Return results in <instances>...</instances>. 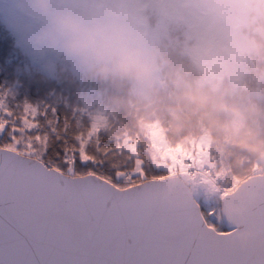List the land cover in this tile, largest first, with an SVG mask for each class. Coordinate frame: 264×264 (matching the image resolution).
Here are the masks:
<instances>
[{
    "label": "snow or ice",
    "instance_id": "obj_1",
    "mask_svg": "<svg viewBox=\"0 0 264 264\" xmlns=\"http://www.w3.org/2000/svg\"><path fill=\"white\" fill-rule=\"evenodd\" d=\"M70 94L0 89V264H264V168L237 174L159 124L111 136Z\"/></svg>",
    "mask_w": 264,
    "mask_h": 264
},
{
    "label": "clouds",
    "instance_id": "obj_2",
    "mask_svg": "<svg viewBox=\"0 0 264 264\" xmlns=\"http://www.w3.org/2000/svg\"><path fill=\"white\" fill-rule=\"evenodd\" d=\"M0 23L39 62L40 79L63 84L83 104L98 102L129 111L159 107L157 53L144 39L134 14L120 7L119 0H102L86 8L75 0H0ZM174 83L175 107L198 111L209 123L224 128L238 121L242 128L233 129V134L264 167V131L257 125L264 119V109L255 100L247 94L231 99L227 89L213 92L183 80ZM249 169L238 166L234 171L247 174ZM188 193L204 195L192 188ZM252 236L247 229L237 233L242 245Z\"/></svg>",
    "mask_w": 264,
    "mask_h": 264
},
{
    "label": "trees",
    "instance_id": "obj_3",
    "mask_svg": "<svg viewBox=\"0 0 264 264\" xmlns=\"http://www.w3.org/2000/svg\"><path fill=\"white\" fill-rule=\"evenodd\" d=\"M259 16L256 15L254 23L258 28L257 32L250 34L252 52L249 58V73L243 78L240 86L234 87L232 82L226 78L220 81L218 87L212 84L203 83L204 73L199 66L193 62L191 55L185 51L177 38L173 35L170 39H164L155 47L160 64L158 74L160 79L158 86L161 93L159 107L148 110L133 108L132 110H113L106 106L107 116L110 117L109 134L114 137H123L128 134L143 135L147 129L162 126L167 133L170 142L186 141L189 138H199L206 131L211 137V148L215 150L219 162L224 167L235 170L238 166L251 168L260 161L254 160L249 152L242 146L239 135L233 134V129H241L238 121H233L229 128L221 127L220 124L209 123L202 118L198 111L194 112L189 108H177L178 100L175 98L174 88L176 80H183L189 84L201 85L210 91H223L227 89V95L231 99H240L247 94L264 109V0L260 2ZM152 25L156 20L158 11L148 13ZM176 20V19H175ZM176 23H180L176 20ZM16 37L0 23V89L6 84V79L13 72L8 66L15 67L10 57L13 56ZM17 58V56H16ZM17 67V66H16ZM27 77L16 87V99H29L31 101L45 99L53 90L67 92L70 89L54 80L45 81L39 78L40 70H33L26 74ZM67 99L78 104L72 94ZM103 106V104H101ZM258 127L264 131V119L257 120ZM154 131V130H153ZM146 158H147V154Z\"/></svg>",
    "mask_w": 264,
    "mask_h": 264
},
{
    "label": "rangeland",
    "instance_id": "obj_4",
    "mask_svg": "<svg viewBox=\"0 0 264 264\" xmlns=\"http://www.w3.org/2000/svg\"><path fill=\"white\" fill-rule=\"evenodd\" d=\"M261 0H119V6L131 11L137 27L148 45L155 46L173 35L193 62L204 73L203 83L209 84L222 76L239 82L246 72L250 54L243 28H249L251 16L247 10L259 6ZM158 11L152 25L149 13ZM180 23H176V20ZM151 22V23H150ZM10 59L16 63L2 88L13 91L33 70H40L39 62L30 57L17 43ZM17 56V58H16ZM159 79L160 75L157 73ZM211 84V83H210ZM79 105L107 115L104 105ZM152 128L154 134L159 129ZM199 139L211 146V137L204 131ZM261 163V162H260Z\"/></svg>",
    "mask_w": 264,
    "mask_h": 264
}]
</instances>
